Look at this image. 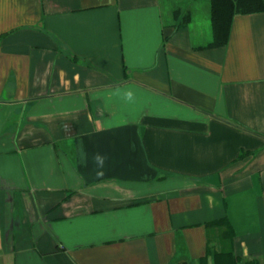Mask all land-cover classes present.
<instances>
[{
    "label": "crops",
    "instance_id": "obj_1",
    "mask_svg": "<svg viewBox=\"0 0 264 264\" xmlns=\"http://www.w3.org/2000/svg\"><path fill=\"white\" fill-rule=\"evenodd\" d=\"M212 3L0 0V264H264V0Z\"/></svg>",
    "mask_w": 264,
    "mask_h": 264
},
{
    "label": "trees",
    "instance_id": "obj_2",
    "mask_svg": "<svg viewBox=\"0 0 264 264\" xmlns=\"http://www.w3.org/2000/svg\"><path fill=\"white\" fill-rule=\"evenodd\" d=\"M212 25L213 34L215 36V43H220V37L223 38L225 34L227 21L229 15L234 11L239 12H255L262 9V0H222L221 4L216 3L217 0H212ZM220 8H223L221 11ZM223 41V39H222ZM222 43V42H221ZM214 44V42H213ZM225 252L215 253V264H236L235 259ZM245 264H258L256 261L251 260Z\"/></svg>",
    "mask_w": 264,
    "mask_h": 264
}]
</instances>
